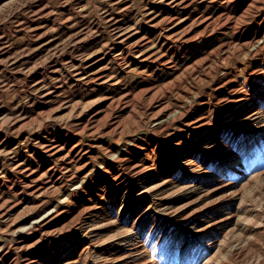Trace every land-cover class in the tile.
I'll use <instances>...</instances> for the list:
<instances>
[{
  "label": "rangeland",
  "instance_id": "obj_1",
  "mask_svg": "<svg viewBox=\"0 0 264 264\" xmlns=\"http://www.w3.org/2000/svg\"><path fill=\"white\" fill-rule=\"evenodd\" d=\"M0 264H264V0H0Z\"/></svg>",
  "mask_w": 264,
  "mask_h": 264
},
{
  "label": "bare ground",
  "instance_id": "obj_2",
  "mask_svg": "<svg viewBox=\"0 0 264 264\" xmlns=\"http://www.w3.org/2000/svg\"><path fill=\"white\" fill-rule=\"evenodd\" d=\"M119 31V30H118ZM136 46V45H135ZM106 77V76H105ZM108 77V76H107ZM88 121H90V118H89V120ZM161 122V121H160ZM159 122V123H160ZM158 123V122H157ZM54 145V144H53ZM43 146L46 148H49L47 151H52L53 150V148H52V145L51 144H49V143H45V144H43ZM56 151V150H55ZM55 155H56V152H55ZM28 167V166H27ZM16 168H18V169H20L21 168V165L20 164H18L17 166H16ZM64 169V168H63ZM23 173V172H22ZM35 174V173H34ZM27 178V177H26ZM41 188V187H40ZM49 212V211H48ZM8 213V212H7ZM4 214V213H3ZM9 214V213H8ZM8 216V215H7ZM49 217H51V216H49ZM51 219V218H50ZM49 219V220H50ZM39 220H41V219H39ZM14 221V220H13ZM15 223V222H14ZM34 224V223H33ZM39 226V225H38ZM45 226V225H44ZM33 227H34V225H33ZM30 229H32V228H30ZM30 231V230H29Z\"/></svg>",
  "mask_w": 264,
  "mask_h": 264
}]
</instances>
